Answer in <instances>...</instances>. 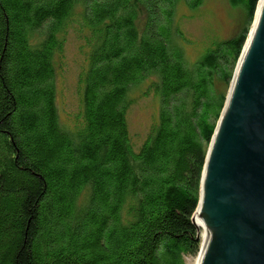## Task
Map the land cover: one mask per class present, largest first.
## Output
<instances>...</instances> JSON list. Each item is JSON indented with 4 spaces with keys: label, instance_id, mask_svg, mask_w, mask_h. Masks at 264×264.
<instances>
[{
    "label": "trees",
    "instance_id": "trees-1",
    "mask_svg": "<svg viewBox=\"0 0 264 264\" xmlns=\"http://www.w3.org/2000/svg\"><path fill=\"white\" fill-rule=\"evenodd\" d=\"M228 1L254 22L260 0ZM181 3L195 11L204 0H0V264L198 254L193 216L227 102L218 84L230 87L250 30L190 63ZM71 31L83 62L63 123L57 80ZM135 91L158 104L144 137L129 125Z\"/></svg>",
    "mask_w": 264,
    "mask_h": 264
},
{
    "label": "water",
    "instance_id": "water-1",
    "mask_svg": "<svg viewBox=\"0 0 264 264\" xmlns=\"http://www.w3.org/2000/svg\"><path fill=\"white\" fill-rule=\"evenodd\" d=\"M259 5L205 160L193 220L206 233L197 264H264V0Z\"/></svg>",
    "mask_w": 264,
    "mask_h": 264
},
{
    "label": "rangeland",
    "instance_id": "rangeland-1",
    "mask_svg": "<svg viewBox=\"0 0 264 264\" xmlns=\"http://www.w3.org/2000/svg\"><path fill=\"white\" fill-rule=\"evenodd\" d=\"M176 8L175 20L181 22L178 26L184 33L180 44L190 63L196 62L202 50L207 49L213 41L220 42V40L230 39L241 32L243 27H247L251 32L254 23L248 24L244 12L230 6L228 0H204L203 5L195 11L188 8L185 3L177 5ZM67 37L64 55L66 65L60 68L59 71L62 74L57 80L58 107L63 123H69V112H71L69 114L71 119L75 116L73 111L77 109L78 103L77 81L83 62V54L79 48L80 42L77 40V36L71 31ZM218 88L227 92V95L231 90L223 83L218 84ZM132 96L135 98V103L128 113L130 129L134 135L144 137L153 123L158 104L150 98L140 97L138 91H135ZM140 139L138 138V140ZM195 258V256L187 257V264H194Z\"/></svg>",
    "mask_w": 264,
    "mask_h": 264
},
{
    "label": "bare ground",
    "instance_id": "bare-ground-1",
    "mask_svg": "<svg viewBox=\"0 0 264 264\" xmlns=\"http://www.w3.org/2000/svg\"><path fill=\"white\" fill-rule=\"evenodd\" d=\"M260 2H261V0H260ZM260 2H259V4H260ZM258 4V5H259ZM259 7H260V5L258 6V9H257V11H256V14H255V21H254V23H253V25H252V27H251V32H250V34H249V38H250V36H251V34H252V32H253V28H254V26H255V22H256V19H257V13H258V10H259ZM249 38H248V40H249ZM247 40V41H248ZM249 42V41H248ZM248 44V43H247ZM247 46V45H246ZM246 48V47H245ZM233 81H234V78H233ZM233 81H232V83H233ZM199 206H200V204H199ZM199 206L197 207V210H196V212L194 213V216H193V220H194V218H195V216L197 215V213H198V211H199ZM197 228H198V230H199V233H201V242H200V250H199V252H198V254L195 256L196 258H195V261H194V264H197L198 263V260H199V254H200V252H201V250H202V247H203V242H204V238H205V231H204V228H203V226L202 225H198L197 226Z\"/></svg>",
    "mask_w": 264,
    "mask_h": 264
}]
</instances>
